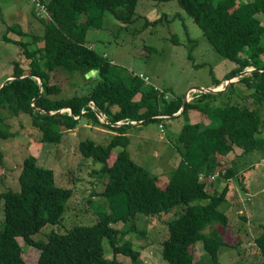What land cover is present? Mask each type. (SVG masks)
I'll list each match as a JSON object with an SVG mask.
<instances>
[{
    "label": "trees",
    "instance_id": "obj_1",
    "mask_svg": "<svg viewBox=\"0 0 264 264\" xmlns=\"http://www.w3.org/2000/svg\"><path fill=\"white\" fill-rule=\"evenodd\" d=\"M38 1L46 9L45 18L31 12L41 21L39 32L26 33L6 24L2 39L17 45L19 50L9 75L14 78L4 81L0 87V105L15 115H29L32 125L41 131L40 140L44 142L58 141L62 132L71 129L82 117L103 123L91 103L105 113L111 123L104 124L115 130L110 141L104 144L87 137L79 141L78 148L84 157L101 163L98 172L108 176L102 194L114 197L123 193L126 212L121 216L99 213L98 220L92 225H75L61 233L51 232L47 241L34 240L32 235L44 225L59 222L71 190L56 185L52 170L39 165L36 156L30 153L22 160L19 190L7 188L0 192L3 212L0 264H28L23 258L18 237L24 244L39 250L36 264H121L117 260L118 254L136 263L138 251L129 241H120L122 233L113 223L119 218L134 220L138 214L160 216L177 207L176 216L165 221L167 235L161 241L163 261L167 264H195L191 249L200 241L211 264H220L219 249L236 244L225 241L216 228L219 225L223 229L229 223L228 216L219 210L228 193V184L216 192L211 185L208 186L210 176L217 173L215 178L222 177L226 182L238 177L244 190L241 174L244 165H252L253 161L264 158V136L260 135L264 129V72H259L264 68L261 62L264 57V42L261 41L264 23L258 18V15H264V0H176L200 28L212 49L235 64L233 70L223 76L224 81L246 67L254 70L228 84L226 91H234L235 84L247 89L246 94L237 93V100L215 103V97L225 92L222 90L197 92L186 102L180 114L196 109L208 121L182 124L174 141L180 155L178 165L163 187L157 184L156 174L137 164L130 156L127 150L130 137L126 129L133 124L164 117L159 115L179 116L172 114L179 111L183 96L166 99L158 89L143 85L137 76H131L127 82H113L111 61L86 40L91 29L104 27L106 12L124 24L132 23L139 0ZM162 19L146 20L145 24L156 25ZM12 31L22 36L29 34L30 40L24 42L7 37ZM31 43L35 44L34 48L28 47ZM192 49L191 46L187 49L189 59ZM61 70L79 72L85 81L84 75L94 70L95 75L88 79L94 84L67 98L50 97L59 90L57 84L50 83V74ZM213 82L216 88L222 80L214 79ZM137 93L140 96L135 99ZM63 108H68L70 114L46 113ZM120 119L124 123L113 124ZM128 120L140 123L126 122ZM6 134L13 133L0 130V135ZM115 147L118 150L109 164L108 159ZM234 147L241 149L243 160L234 157L226 167L224 156ZM208 226L211 228L204 231ZM104 240L113 250L112 259L104 257ZM253 244L259 253L260 264H264V226L253 237Z\"/></svg>",
    "mask_w": 264,
    "mask_h": 264
},
{
    "label": "rangeland",
    "instance_id": "obj_2",
    "mask_svg": "<svg viewBox=\"0 0 264 264\" xmlns=\"http://www.w3.org/2000/svg\"><path fill=\"white\" fill-rule=\"evenodd\" d=\"M37 2L38 4L32 0H0V86L4 81L11 79V64L19 50L17 45L3 41L6 24L16 26L26 33L39 32L41 21L32 13L37 15L39 5L44 4ZM134 18L132 23L124 24L106 12L104 27L91 29L86 37L88 45L111 61L113 82H127L131 76H137L143 85L158 89L166 99L183 96V100L186 97L188 101L197 93L192 87L208 88L212 85L214 88V79L222 80L216 88L225 91L215 97V103L237 100V93H247V89L239 84L234 85V91H226L227 80L222 78L233 70L235 64L212 49L200 28L179 7L176 0L160 3L139 0ZM158 18L163 19L156 25L145 24L146 20L154 21ZM258 18L264 23V15L260 14ZM7 37L24 42L30 40L29 34L22 36L14 31L7 33ZM261 41L264 42V36ZM190 46L193 48L191 59L187 57V49ZM28 47L34 48L35 44L31 43ZM261 62L264 63V57ZM84 77L87 81L79 72L67 73L61 70L51 73L49 81L57 84L59 90L50 97L67 98L73 93H82L87 86L94 84L92 79L88 80L90 77ZM139 96L140 93H137L134 98L138 99ZM94 108L92 104V109ZM62 112L69 114L67 108L60 109L58 113ZM98 119L103 123H95L82 117L71 129L63 131L58 141L44 142L40 140L41 131L38 126L32 125L29 115H15L0 105V130L13 133L0 135V192L7 188L19 190L18 176L22 160L30 153L36 156L39 165L52 170L56 185L71 190L59 222L44 225L32 235L34 240L47 241L51 232L61 233L75 225H92L98 220L99 213H115L117 216L125 214V195L118 193L114 197L104 196L102 192L108 176L98 172L101 163L84 157L78 148L79 141L87 137L104 144L113 137L115 130L104 124L111 123L108 116L99 115ZM186 121L207 122L208 119L200 111L190 109L177 117L164 115L160 120L133 124L126 129L130 137L127 146L130 156L137 164L158 176L159 186L166 184L168 176L178 165L180 155L174 141ZM118 122L124 120L120 119ZM261 132L260 135L264 136V129ZM117 150V147L112 150L109 164H112ZM240 152L239 147H234L224 156L226 167L234 157L239 156V159L243 160ZM241 174L244 190L238 183V177L226 182L222 177L211 179V175V180L208 181V186L211 185L216 192L226 183L229 187L225 201L219 205V210L228 216L229 223L223 229L219 225H216V228L225 241L236 245L219 249L220 264H260L261 261L253 244V237L260 231V227L264 226V158L253 161L252 165L246 163ZM1 206L0 201V229L3 223ZM178 210L179 207L171 213L154 217L138 214L134 220L119 218L113 226L122 233L123 238H120V241H129L139 254L136 263L121 254H118L117 260L121 264H167L161 257V241L167 235L165 221L172 220ZM210 228L208 226L204 231ZM16 239L22 247L25 262L36 264L39 250L24 244L20 237ZM103 245L104 257L112 259L113 250L105 240ZM191 250L195 264H211L210 257L203 250L200 241L196 242Z\"/></svg>",
    "mask_w": 264,
    "mask_h": 264
},
{
    "label": "water",
    "instance_id": "obj_3",
    "mask_svg": "<svg viewBox=\"0 0 264 264\" xmlns=\"http://www.w3.org/2000/svg\"><path fill=\"white\" fill-rule=\"evenodd\" d=\"M253 70H254L253 67H246V68H244L243 71L239 72L237 75L233 76L231 79H228V80H227V84H226V86H227L229 83H232V82H233V81H232L233 79H236V80H237V79H238L239 77H241V76L248 75V74H249L251 71H253ZM259 72H264V68H261V70H260ZM95 73H96V71L92 70V71L88 72L87 74H85V76H86V77H93V76L95 75ZM33 77H34V76H33ZM13 78H14V77H11V79H13ZM11 79H9V80H11ZM38 82L40 83V80H38ZM3 83H4V82H3ZM3 83H2V85H3ZM2 85H1L0 87H2ZM191 89L194 90V91H196V92H213V93H215V92H219V91H222V90H223L222 88L217 89V88H203V87H192ZM186 95H187V94H186ZM187 101H188V100H187V98L185 97L184 100H183V102H182V105H181L179 111H178L177 113H175V114H180V112L183 111V109H184L185 104H186ZM92 104H93V103H92ZM67 109H68V108H67ZM59 110H60V109H59ZM59 110H56V111H53V112L47 111L46 113H47L48 115H50V114H53V113H55V112H59ZM93 110L95 111V114H96L97 117H99V115H103V114H105V113L99 111V110L96 109V108H94ZM68 112H69V114H70L69 109H68ZM160 116H164V115H160ZM133 121H134V120H133ZM121 123H124V122H118V121L113 122L114 125H116V124H121Z\"/></svg>",
    "mask_w": 264,
    "mask_h": 264
},
{
    "label": "built area",
    "instance_id": "obj_4",
    "mask_svg": "<svg viewBox=\"0 0 264 264\" xmlns=\"http://www.w3.org/2000/svg\"><path fill=\"white\" fill-rule=\"evenodd\" d=\"M33 1L36 2V3L38 4V2H37L38 0H33ZM37 15H39V16L46 15V10H45L44 6L39 5V7H38V11H37ZM216 175H217V173L214 174V175H212V176H211V179H214ZM211 179H210V180H211ZM246 199H248V197H247Z\"/></svg>",
    "mask_w": 264,
    "mask_h": 264
},
{
    "label": "crops",
    "instance_id": "obj_5",
    "mask_svg": "<svg viewBox=\"0 0 264 264\" xmlns=\"http://www.w3.org/2000/svg\"><path fill=\"white\" fill-rule=\"evenodd\" d=\"M214 85V84H213ZM213 86L212 85H210V86H208V88H212Z\"/></svg>",
    "mask_w": 264,
    "mask_h": 264
}]
</instances>
